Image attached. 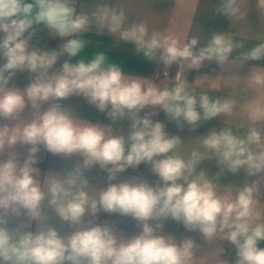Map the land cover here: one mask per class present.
<instances>
[{"label":"clouds","instance_id":"clouds-1","mask_svg":"<svg viewBox=\"0 0 264 264\" xmlns=\"http://www.w3.org/2000/svg\"><path fill=\"white\" fill-rule=\"evenodd\" d=\"M145 2L150 5L154 0ZM246 3L216 0L213 12L229 18L235 26L246 22ZM257 7L264 21V0H257ZM127 21L126 11L109 7L107 0L91 12H77L74 0H0V56L5 60L0 64V117L17 120L11 129L0 127V154L17 142L30 146L22 166L11 151L0 162V264H228L220 259L222 247L197 257L192 239L178 241L165 234L163 222L168 219L198 231L208 245L217 240L233 245L235 264H264L259 183L235 186L234 195L233 185L219 183L224 170L235 174L243 169L249 177L264 172V132L254 126L264 122V105L257 96L248 102L250 126L246 133L238 131L243 124L236 131L213 129L198 137L199 145L187 155L181 153L185 145L181 138L169 135L164 124L153 119L162 110L178 127L186 123L195 130L202 120L232 114L237 100L197 94L184 72L201 69L205 61H214L224 69L228 64L239 67L248 60H261L264 41L243 50L245 40L237 39V32H211L202 44L199 37L182 41L168 32H150L145 21ZM41 25L54 37L75 38L58 51L41 50L30 43L34 26ZM93 27L98 32L107 29L119 41L134 44L137 54L162 63L166 69L163 81H171V86L160 87L153 78H128L118 64L106 63L103 53L88 62L65 61L59 70L50 71L65 53L69 60L79 55L87 44L80 37ZM174 64L180 70L169 78L167 69ZM25 70L34 77L29 85L23 90L10 86L16 72ZM219 77L206 78L216 81ZM229 77L247 81L241 93L264 87V69L254 68L245 78ZM72 96L84 98L100 112L107 110L113 123L129 120L127 134L81 120L59 103L40 111L43 102ZM25 97L36 110L30 121L20 119ZM146 108L149 111L141 115ZM39 146L56 156L78 155L82 163L66 173L48 172L41 182V172L35 167ZM213 157L222 167L210 179L197 168ZM141 163L150 165L158 178L154 185L136 177L111 183L118 174ZM97 165L107 172L109 183L104 188L90 186L85 176V171ZM90 188H97L98 196L90 195ZM218 188L229 195H218ZM101 210L130 216L140 227L139 233L125 237L110 225L85 222L86 215L95 218ZM22 212L37 222L35 233L23 226H8L6 218L19 217ZM50 216L74 230L60 236L46 225Z\"/></svg>","mask_w":264,"mask_h":264},{"label":"crops","instance_id":"crops-1","mask_svg":"<svg viewBox=\"0 0 264 264\" xmlns=\"http://www.w3.org/2000/svg\"><path fill=\"white\" fill-rule=\"evenodd\" d=\"M103 2L104 0H74L77 12H91ZM107 3L109 7H122L126 11L128 15L127 24L145 21L149 26L150 32L153 30L168 32L176 35L182 41L191 39L192 37H199L203 44L210 37L211 32H237L236 38L245 40V48L243 50H247L255 44L264 41V24H262L264 21L261 20V12L257 7V0H247L244 6L247 14V23L241 22L235 26L232 25V21L229 18L213 12L216 0H154L150 5L145 0H107ZM34 27H36V31L30 43L39 47L41 50L58 51L63 43L75 38L74 36H69L61 39L50 35L48 29L43 25ZM2 35L3 33H0V36ZM80 38L86 40L87 44L79 55L69 60L68 54L65 53L58 59L54 69L50 71L59 70L65 61L71 63L77 61L88 62L98 53H103L106 56V63L118 64L128 78L142 76L150 81L153 78L154 72L161 67L160 62L149 61L142 54H137L134 44L119 41L118 37L115 38L114 34L109 33L107 29L98 32L93 27L87 33H83ZM4 62L5 60L0 56V64ZM236 63L239 64L240 61L237 60ZM254 68L264 69V58L261 60L245 61L239 67L228 64L225 65L224 69L214 61H205L201 69H186L184 72L185 80L189 84H192L190 87L194 88L197 94L205 92L213 98H229L232 96L233 99L237 100V108L232 114L228 116L220 114L211 120H202L199 127L195 130H190V126L186 123L182 127H178L176 122L170 121L162 110L153 119L163 123L165 131L169 135L179 136L181 138L185 143L181 148V153L184 155H187L193 148L199 145L200 139L198 137L208 134L213 129L220 131L224 127H229L236 131L243 124V127L238 131L240 134L246 133L250 126L246 119L249 108L248 102H251L257 96V100L264 105V87L258 92L254 88H249L247 93H241L247 81L242 79L233 80L229 76L245 78ZM218 76L220 77L216 81L208 80H214ZM33 78L27 70L23 72L17 71L14 78L10 81V86H15L23 90ZM154 82L160 83V87H170L172 84L171 81ZM218 88L219 90L217 91ZM53 103H59L61 107L71 110L81 120H86L92 124H100L101 126H111L113 132L122 131L127 134L130 126V121L127 119L117 120L113 123L107 116V110L100 112L95 106L88 104L84 98L78 96L43 102L40 111H46ZM25 105L24 110L20 113V119L30 121L34 118L33 114L36 110L32 108L27 97H25ZM148 111L149 109H144L141 115H144ZM77 122L79 123L80 121L77 120ZM16 123L17 120L15 119L0 117V127L7 126L11 129ZM254 126L264 132V122L258 121ZM29 147V145H23L17 142L12 149L6 148L3 154H0V162L5 161L8 158V153L11 151L15 153L16 159L22 166ZM39 147L40 151L37 154L35 167L41 172L39 177L41 182H43L45 174L48 172L66 173L77 164L82 163L83 158L78 155L65 158L47 152L43 146ZM221 167L217 164L215 157H213L212 159L204 160L198 166L197 172L204 171L207 177L211 179L220 172ZM85 176L89 179L90 186L92 187L104 188L109 183L107 180V172L100 169L98 165L85 171ZM133 177L141 178L149 185H154L158 179L151 173L150 165L141 163L135 169L128 168L123 173L118 174L117 178L111 181V183L126 181ZM253 181L259 183L258 207L264 211V172L249 177L243 169L235 174L224 170L223 175L219 179V183L224 187L233 185L232 195H234L235 186H243L245 183L250 184ZM217 191L218 195H229L223 188H218ZM89 192L92 196H98L99 194L97 188H90ZM46 203L47 201H45ZM262 218H264V213H262ZM6 219L8 220V226L10 228L23 226L24 230L32 231L33 233L37 230V222L30 221L23 212L19 217L8 216ZM89 220L93 224L110 225L125 237H131L140 231L137 222L130 216L109 214L101 210L95 218L86 215L85 222ZM45 223L48 227L55 228L62 237L71 234L74 230V226H70L67 222H62L51 216ZM162 231L165 234L173 236L178 241L186 238L192 239L195 245H197L195 252L197 257H202L209 251L217 247H222L224 251L220 259L227 261L228 264H235V248L227 241L217 240L211 245H208L198 231H189L181 222L172 219L163 222ZM260 246L264 247V243Z\"/></svg>","mask_w":264,"mask_h":264},{"label":"built area","instance_id":"built-area-1","mask_svg":"<svg viewBox=\"0 0 264 264\" xmlns=\"http://www.w3.org/2000/svg\"><path fill=\"white\" fill-rule=\"evenodd\" d=\"M165 70L166 69H165L164 65L161 63V67L154 72L153 80L156 81V82H164L163 80L165 79V77H164ZM179 70H180L179 65L178 64H174L171 68L167 69L168 77L169 78H174L176 73ZM165 81H169V80H165Z\"/></svg>","mask_w":264,"mask_h":264}]
</instances>
